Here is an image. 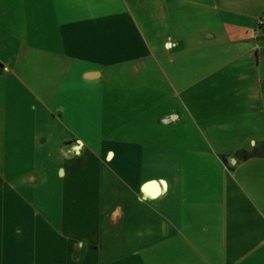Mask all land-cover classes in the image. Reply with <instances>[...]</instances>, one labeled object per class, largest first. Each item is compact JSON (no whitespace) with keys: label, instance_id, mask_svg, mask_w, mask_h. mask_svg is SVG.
<instances>
[{"label":"crops","instance_id":"crops-1","mask_svg":"<svg viewBox=\"0 0 264 264\" xmlns=\"http://www.w3.org/2000/svg\"><path fill=\"white\" fill-rule=\"evenodd\" d=\"M261 16L0 0V264H264Z\"/></svg>","mask_w":264,"mask_h":264},{"label":"built area","instance_id":"built-area-1","mask_svg":"<svg viewBox=\"0 0 264 264\" xmlns=\"http://www.w3.org/2000/svg\"><path fill=\"white\" fill-rule=\"evenodd\" d=\"M257 23L264 30V16L259 17ZM263 53H264V49H263Z\"/></svg>","mask_w":264,"mask_h":264},{"label":"rangeland","instance_id":"rangeland-1","mask_svg":"<svg viewBox=\"0 0 264 264\" xmlns=\"http://www.w3.org/2000/svg\"><path fill=\"white\" fill-rule=\"evenodd\" d=\"M224 17H225V15H224ZM166 31L168 32V28H167L166 26L161 27V28L159 29V33H161V34L165 33Z\"/></svg>","mask_w":264,"mask_h":264}]
</instances>
